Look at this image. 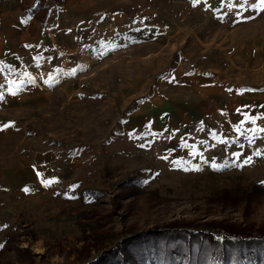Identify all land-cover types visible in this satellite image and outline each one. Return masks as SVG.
I'll return each mask as SVG.
<instances>
[{
    "label": "rangeland",
    "instance_id": "374dc122",
    "mask_svg": "<svg viewBox=\"0 0 264 264\" xmlns=\"http://www.w3.org/2000/svg\"><path fill=\"white\" fill-rule=\"evenodd\" d=\"M34 1L0 0V264L264 226L261 0Z\"/></svg>",
    "mask_w": 264,
    "mask_h": 264
},
{
    "label": "trees",
    "instance_id": "16d2710c",
    "mask_svg": "<svg viewBox=\"0 0 264 264\" xmlns=\"http://www.w3.org/2000/svg\"><path fill=\"white\" fill-rule=\"evenodd\" d=\"M41 2L35 0L25 15L34 17ZM86 260L82 264H264V226L249 230L220 221H172L125 236Z\"/></svg>",
    "mask_w": 264,
    "mask_h": 264
},
{
    "label": "crops",
    "instance_id": "0c3cea01",
    "mask_svg": "<svg viewBox=\"0 0 264 264\" xmlns=\"http://www.w3.org/2000/svg\"><path fill=\"white\" fill-rule=\"evenodd\" d=\"M116 12H117V10L116 11H114V12H112L113 14H116ZM59 15V20H60V23H58V24H61V23H65V22H68L69 20H68V15H72V13H70V12H68V11H66V13H64L63 14V12L62 13H59L58 14Z\"/></svg>",
    "mask_w": 264,
    "mask_h": 264
},
{
    "label": "snow or ice",
    "instance_id": "6c2138e0",
    "mask_svg": "<svg viewBox=\"0 0 264 264\" xmlns=\"http://www.w3.org/2000/svg\"><path fill=\"white\" fill-rule=\"evenodd\" d=\"M262 3H264V0H261ZM5 127H7V125H5Z\"/></svg>",
    "mask_w": 264,
    "mask_h": 264
}]
</instances>
